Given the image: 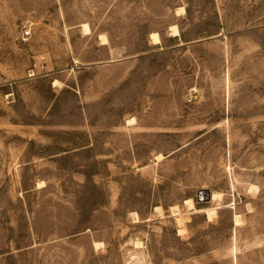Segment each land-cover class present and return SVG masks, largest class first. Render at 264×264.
<instances>
[{
  "label": "rangeland",
  "instance_id": "obj_1",
  "mask_svg": "<svg viewBox=\"0 0 264 264\" xmlns=\"http://www.w3.org/2000/svg\"><path fill=\"white\" fill-rule=\"evenodd\" d=\"M0 264H264V0H0Z\"/></svg>",
  "mask_w": 264,
  "mask_h": 264
},
{
  "label": "bare ground",
  "instance_id": "obj_2",
  "mask_svg": "<svg viewBox=\"0 0 264 264\" xmlns=\"http://www.w3.org/2000/svg\"><path fill=\"white\" fill-rule=\"evenodd\" d=\"M184 9V7H182V6H180L179 7V10H183ZM177 11V10H176ZM177 12H179V11H177ZM83 28H84V31L83 32H89L90 31V29H89V26H88V24L87 23H83ZM170 29H171V32H172V34H178L179 33V30H178V27L175 25V24H171L170 25ZM100 37H101V42H103V43H107V41H108V39H107V37L105 36V35H103V34H100ZM150 37H151V39H152V41L154 42V43H157V42H160V37H159V34L156 32V31H152V32H150ZM131 119H133V118H129L128 120H130L131 121ZM133 121V120H132ZM162 155L161 154H157V158H159V157H161ZM42 183V182H41ZM41 183H40V185H41ZM43 185V184H42ZM219 196V193H216V192H212V193H208V197L209 198H212V199H214V198H216V197H218ZM185 203L186 204H188V207H194V202H193V200L191 199V198H187V199H185ZM172 208L175 210V211H177L176 209H177V207L176 206H172ZM171 208V209H172ZM205 210H206V212H207V216L209 217V219H210V217H212L211 215L214 213V207H211V208H205ZM173 211V210H172ZM174 213V212H173ZM133 214H134V216H135V218L137 219V213L136 212H133ZM136 219H134V220H136ZM180 220V219H179ZM137 221V220H136ZM181 221V220H180ZM235 223H237L238 224V222H237V219H235ZM180 230V229H179ZM95 243H97V241H94ZM137 245L139 244V242L138 243H136ZM97 245V244H96ZM98 246V245H97ZM100 246V245H99ZM138 247V246H137Z\"/></svg>",
  "mask_w": 264,
  "mask_h": 264
},
{
  "label": "built area",
  "instance_id": "obj_3",
  "mask_svg": "<svg viewBox=\"0 0 264 264\" xmlns=\"http://www.w3.org/2000/svg\"><path fill=\"white\" fill-rule=\"evenodd\" d=\"M29 35H30V29L29 28L24 29L22 31V39H26ZM202 194H203V192L199 193V198H202Z\"/></svg>",
  "mask_w": 264,
  "mask_h": 264
},
{
  "label": "water",
  "instance_id": "obj_4",
  "mask_svg": "<svg viewBox=\"0 0 264 264\" xmlns=\"http://www.w3.org/2000/svg\"><path fill=\"white\" fill-rule=\"evenodd\" d=\"M200 192H203V193L206 194L207 197H208V193H209V191H207V190L204 189V188H201V189H199V191H198L197 198H199V193H200ZM208 198H209V197H208Z\"/></svg>",
  "mask_w": 264,
  "mask_h": 264
}]
</instances>
